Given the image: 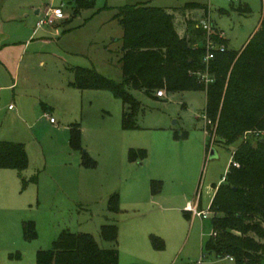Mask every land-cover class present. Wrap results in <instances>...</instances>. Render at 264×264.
I'll list each match as a JSON object with an SVG mask.
<instances>
[{
  "label": "rangeland",
  "instance_id": "374dc122",
  "mask_svg": "<svg viewBox=\"0 0 264 264\" xmlns=\"http://www.w3.org/2000/svg\"><path fill=\"white\" fill-rule=\"evenodd\" d=\"M87 1L94 7L78 8L74 0H0V140L23 143L29 158L23 177L0 169V264H36L37 252L51 249L65 230L90 233L105 249L116 246L119 264H237L208 252L206 242L213 233L215 186L225 182L242 140L216 143L215 154L212 146L207 154L212 125L203 116V90L161 98L130 90L142 109L135 117L138 127L125 129L124 104L111 91L69 87V68L75 66L122 82L123 28L113 17L119 6L146 0ZM188 2L208 4L210 19L234 50L243 48L262 17L263 0L150 4L172 10ZM59 8L62 15H53ZM186 13L205 20L198 8ZM45 17L49 25L37 27ZM76 123L83 151L70 143ZM131 149L147 155L131 161ZM85 151L97 161L95 168L81 164ZM114 192L120 194L119 213L108 211ZM198 207L208 218L194 215ZM23 221L35 222L36 239L24 238ZM107 224L119 227L117 243L102 237Z\"/></svg>",
  "mask_w": 264,
  "mask_h": 264
},
{
  "label": "trees",
  "instance_id": "16d2710c",
  "mask_svg": "<svg viewBox=\"0 0 264 264\" xmlns=\"http://www.w3.org/2000/svg\"><path fill=\"white\" fill-rule=\"evenodd\" d=\"M74 1L78 8H88L85 3L94 7L87 0ZM150 3L151 0L124 4L113 17L123 28L118 50L122 82L92 68L75 66L69 68L73 74L69 85L80 91H111L124 104L125 129L138 127L135 117L142 109L141 101L130 90L142 91L149 98H161L159 91L164 96L178 91H205L203 116L212 125L207 126L211 137L207 154L211 146L210 155L215 154L216 143L231 146L242 140L232 153L225 182L215 186L209 211L216 237L212 235L206 242V250L220 258L231 257L237 264H264V0L260 25L240 50L229 48V40L209 18L207 3L188 2L172 10ZM189 8L203 10L205 20L189 19ZM241 9L250 11L247 6ZM220 13L227 11L222 9ZM178 15L186 22L184 34L176 25ZM204 21L210 23V29L204 27ZM209 44L213 46L211 50ZM222 46L224 51L220 50ZM209 51L214 57L206 60ZM70 130L71 146L83 151L80 123ZM146 155L145 150L129 151L131 161ZM82 165L95 168L97 161L85 152ZM28 166L23 143L0 141L1 169H14L23 177ZM108 211H121L118 192L108 198ZM22 228L26 240L38 237L34 221H23ZM118 234L115 224L101 228L107 241L117 243ZM119 260L116 246L105 249L92 234L67 230L53 241L51 249L39 250L36 255V264H119Z\"/></svg>",
  "mask_w": 264,
  "mask_h": 264
},
{
  "label": "built area",
  "instance_id": "2783aa9c",
  "mask_svg": "<svg viewBox=\"0 0 264 264\" xmlns=\"http://www.w3.org/2000/svg\"><path fill=\"white\" fill-rule=\"evenodd\" d=\"M52 14L55 15V16H61V15H62V10H61L60 8H59V9H54ZM43 25H49V19H48V17L41 18V19H39V20L37 21V24H36L37 27H41V26H43ZM203 25H204V27H205L206 29H210V23H208L207 21H204V22H203ZM212 48H213V46H212L211 44H209V50H211ZM220 50H221V51H224L225 48L222 46V47L220 48ZM213 57H214V54H213L212 52L209 51V53H208V55H207V57H206V60H209V59H211V58H213ZM158 96L163 97V96H164V92H163V91H159V92H158ZM13 107H14L13 105L10 106V108H13ZM50 122L55 123L56 121H55L54 118H50ZM233 165L236 166V167H239V164L236 163V162H233ZM195 214H196V215H199V216H201V217H203V218H208V214H209V212H208V211H200V210H198V209H195V210H194V215H195ZM212 235H213L214 237H216V233H215V232H213ZM229 259L233 260L231 257H229Z\"/></svg>",
  "mask_w": 264,
  "mask_h": 264
},
{
  "label": "crops",
  "instance_id": "0c3cea01",
  "mask_svg": "<svg viewBox=\"0 0 264 264\" xmlns=\"http://www.w3.org/2000/svg\"><path fill=\"white\" fill-rule=\"evenodd\" d=\"M201 10V9H200ZM38 11V10H37ZM37 14V13H36ZM203 15V14H202ZM209 18H210V16H209ZM190 19V18H189ZM261 19H262V17H261ZM196 20V19H195ZM201 21V20H200ZM213 21V20H212ZM261 22V21H260ZM186 22H185V20H184V18L181 16H179L178 15V17H176V25H177V28H178V30H179V32H180V34H184V32H185V29H186V25H184ZM215 24V23H214ZM260 25V24H259ZM259 25H258V27H259ZM258 27L256 28V30L258 29ZM255 30V31H256ZM254 31V32H255ZM182 32V33H181ZM221 35L222 36H224V33H223V31L221 30ZM68 85H69V83H68ZM69 87H71L70 85H69ZM71 88H74V87H71ZM42 105H43V109H44V111L45 112H49V110H50V107H48L46 104H44V103H42ZM10 108V107H9ZM11 110H14V107L13 108H10ZM81 125V124H80ZM71 127V126H70ZM81 132H83L82 131V127H81ZM1 141V140H0ZM7 141H10V140H7ZM18 143H20V142H18ZM86 152V151H85ZM85 152H83V153H85ZM81 164H82V156H81ZM29 167V166H28ZM1 169V168H0ZM4 170H8V171H16V170H14V169H4ZM26 171V170H25ZM24 171V172H25ZM17 172V171H16ZM10 173V172H9ZM12 173H14V172H12ZM14 175V174H13ZM18 175H19V173H18ZM23 175H24V173H23ZM20 176V175H19ZM112 195V194H111ZM110 197V196H109ZM108 197V198H109ZM108 200V199H107ZM196 209H198L199 210V207L198 208H196Z\"/></svg>",
  "mask_w": 264,
  "mask_h": 264
},
{
  "label": "water",
  "instance_id": "95a60500",
  "mask_svg": "<svg viewBox=\"0 0 264 264\" xmlns=\"http://www.w3.org/2000/svg\"><path fill=\"white\" fill-rule=\"evenodd\" d=\"M212 155H214V154H212Z\"/></svg>",
  "mask_w": 264,
  "mask_h": 264
}]
</instances>
